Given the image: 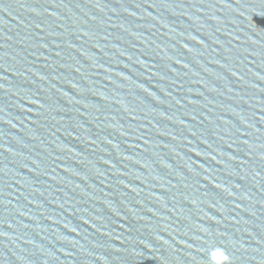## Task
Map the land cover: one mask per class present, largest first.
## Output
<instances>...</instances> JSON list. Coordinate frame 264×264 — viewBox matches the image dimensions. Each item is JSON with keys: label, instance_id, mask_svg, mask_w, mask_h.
I'll use <instances>...</instances> for the list:
<instances>
[{"label": "water", "instance_id": "1", "mask_svg": "<svg viewBox=\"0 0 264 264\" xmlns=\"http://www.w3.org/2000/svg\"><path fill=\"white\" fill-rule=\"evenodd\" d=\"M0 264H264V0H0Z\"/></svg>", "mask_w": 264, "mask_h": 264}]
</instances>
